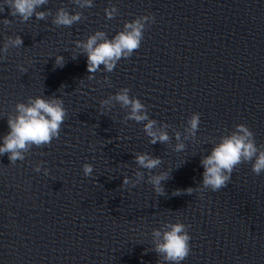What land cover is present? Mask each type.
Wrapping results in <instances>:
<instances>
[{
  "label": "water",
  "instance_id": "1",
  "mask_svg": "<svg viewBox=\"0 0 264 264\" xmlns=\"http://www.w3.org/2000/svg\"><path fill=\"white\" fill-rule=\"evenodd\" d=\"M0 5V48L8 36L23 40L0 60V137L9 131L7 115L28 97L59 96L67 110L51 144L33 145L15 165L0 155V264H156L151 231L177 220L191 236L181 264H264V172L241 163L219 191L174 194L201 183L202 156L236 124L264 144V0H93L84 9L73 0H48L38 9L81 11L70 27L54 25L52 15L24 22L4 0ZM112 5L118 14L107 19ZM149 14L155 22L140 48L112 72L101 65L89 80L87 56L74 42L97 30L112 38L125 21ZM57 55L63 66L55 64ZM123 87L150 118L171 125L169 145L150 144L144 122H125L119 103L102 114L100 100ZM193 112L200 126L195 139H184ZM176 131L186 145L180 152L173 148ZM138 151L161 157L152 173L169 172L164 195L135 163ZM84 163L93 165L92 176H84ZM138 168L144 180L120 187Z\"/></svg>",
  "mask_w": 264,
  "mask_h": 264
},
{
  "label": "clouds",
  "instance_id": "2",
  "mask_svg": "<svg viewBox=\"0 0 264 264\" xmlns=\"http://www.w3.org/2000/svg\"><path fill=\"white\" fill-rule=\"evenodd\" d=\"M74 4L80 9L93 6V0H73ZM48 0H4L10 8V15L15 17L19 15L22 21L26 22L35 15L38 20L46 19L52 15V23L56 26L70 27L74 23L81 21L83 13L81 11L70 12L65 7H60L55 14L51 11L38 10L46 5ZM4 10L0 5V12ZM107 19H113L118 14L115 5L105 8ZM155 22L152 14L138 16L131 21H125L123 29L118 31L112 38L102 30H97L87 36L86 40H76L74 43L78 49L87 56V69L89 80L94 79V74L104 66V70L112 72L117 62L123 58L132 56L135 50L141 46L144 37V30L150 23ZM4 25H9V19L3 20ZM23 45L21 36H8L5 39L3 47L0 48V60L7 58L10 48H17ZM75 58V57H73ZM55 64L63 66L64 57L57 55ZM21 73L27 72L23 65H18ZM105 82L110 81L105 77ZM130 89L123 87L114 95H109L100 100L102 114L110 111L115 103H119L121 108L127 109L124 121L134 120L143 123V131L150 138V144L160 142L169 145L171 137L167 129L171 125L166 122H158L148 115L147 108L141 100L135 96H130ZM67 116V110L63 106V100L59 96L37 95L28 97L27 102H17L15 104V113L7 115L9 131L0 137V155L7 154L11 164L15 165L17 161H23L25 154L35 145L37 147L51 144L54 138H58ZM200 126V114L193 112L187 117L184 126V139L196 138ZM176 143L173 146L176 152L183 151L186 147L181 139V131L174 133ZM217 143L211 148L209 154L202 156L200 163L203 166L202 181L195 188L188 187L184 190H176L175 195L188 194L193 192H203L206 189L219 191L227 187L231 180L233 170L241 163H251L252 172L260 175L264 172V144L257 145L253 131L244 123L234 126V129L218 138ZM134 161L139 166L149 171L147 182L153 187L154 192L160 196L165 194L163 181L169 179V172L160 171L152 173L153 169L162 164L159 156H153L148 152H135ZM37 163L34 167L36 172L41 171V164ZM134 172V179L128 175L123 176L120 187H135L144 180V173L139 170ZM85 177L92 176L93 165L84 163L82 165ZM44 174H48V169H43ZM189 225L177 221H165L161 227L153 228L151 231V243L153 251L156 252L159 259L156 264H181L190 254L191 236L189 234Z\"/></svg>",
  "mask_w": 264,
  "mask_h": 264
}]
</instances>
